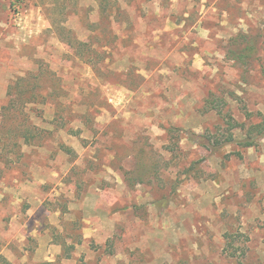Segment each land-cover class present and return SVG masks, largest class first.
Here are the masks:
<instances>
[{
    "label": "rangeland",
    "instance_id": "rangeland-1",
    "mask_svg": "<svg viewBox=\"0 0 264 264\" xmlns=\"http://www.w3.org/2000/svg\"><path fill=\"white\" fill-rule=\"evenodd\" d=\"M246 112L264 0H0V264H264V139L220 115Z\"/></svg>",
    "mask_w": 264,
    "mask_h": 264
},
{
    "label": "trees",
    "instance_id": "trees-1",
    "mask_svg": "<svg viewBox=\"0 0 264 264\" xmlns=\"http://www.w3.org/2000/svg\"><path fill=\"white\" fill-rule=\"evenodd\" d=\"M253 53L254 48H245L241 50L235 58H237V61L243 62V60L245 59H251ZM31 78L32 75H27L26 77L21 78V80L17 83H13L9 86L8 97L10 99V103L7 107L4 108L5 113L7 114V116L9 115L8 118L11 120L13 119L17 121L19 118L23 117L22 124H20L19 127L14 128V131L22 136H26L27 134H29V132H32L31 129L24 128L26 125V119H28L27 113L25 112L26 108L35 104H47V98L50 97V95L46 97L40 92L37 93V91L40 89V86L36 84L37 82L34 84ZM208 103L210 102H207V104ZM245 114L247 116V119L249 121H252L251 123L249 122V126L245 123H239L229 113H227V115H223L220 113V115H222V117L227 122L225 123L227 126L228 138L224 145L238 144L244 148H251L257 144V141L264 139V116H261L260 122H254L252 113L246 112ZM237 129H241L242 131L246 132V138L244 140H236L234 131ZM11 132L12 129H8V134H11ZM1 137H6V135L3 133V136ZM27 142L28 139H26V143ZM217 145H220V143L218 142ZM66 152L71 154L70 152L72 151L69 150Z\"/></svg>",
    "mask_w": 264,
    "mask_h": 264
}]
</instances>
